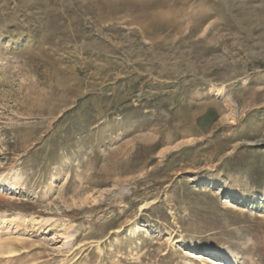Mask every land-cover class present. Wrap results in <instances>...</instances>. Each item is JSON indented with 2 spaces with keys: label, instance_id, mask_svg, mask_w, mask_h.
Wrapping results in <instances>:
<instances>
[{
  "label": "rangeland",
  "instance_id": "obj_1",
  "mask_svg": "<svg viewBox=\"0 0 264 264\" xmlns=\"http://www.w3.org/2000/svg\"><path fill=\"white\" fill-rule=\"evenodd\" d=\"M0 264H264V0H0Z\"/></svg>",
  "mask_w": 264,
  "mask_h": 264
}]
</instances>
